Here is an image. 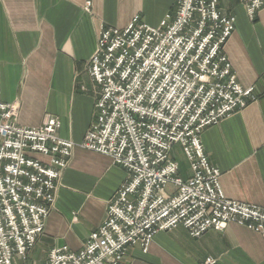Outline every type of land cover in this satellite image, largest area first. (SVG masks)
<instances>
[{"label":"built area","instance_id":"obj_1","mask_svg":"<svg viewBox=\"0 0 264 264\" xmlns=\"http://www.w3.org/2000/svg\"><path fill=\"white\" fill-rule=\"evenodd\" d=\"M242 2L251 21L264 8V0ZM174 5L157 27L134 17L124 28L100 29L87 66L98 87L94 120L78 146L109 157L127 180L87 242L77 251L52 249L43 264H122L128 247L146 252L157 232L177 226L198 238L237 224L264 239V210L223 195L200 141L206 127L255 100L223 51L235 18L218 0ZM17 115L16 104L0 100V264L25 260L44 232L77 146L59 137L56 117L27 128ZM175 147L188 162L187 178Z\"/></svg>","mask_w":264,"mask_h":264},{"label":"crops","instance_id":"obj_2","mask_svg":"<svg viewBox=\"0 0 264 264\" xmlns=\"http://www.w3.org/2000/svg\"><path fill=\"white\" fill-rule=\"evenodd\" d=\"M218 6L235 18L224 54L236 82L251 88L255 100L206 127L200 141L220 173L223 195L264 210V8L251 21L242 0H218ZM174 8V0H0V100L18 106L22 127H39L47 116L56 117L59 137L77 145L44 232L17 264H43L56 248L79 250L127 180V172L109 157L78 146L94 120L98 87L87 66L100 29L124 28L134 17L157 27ZM178 152L174 149L175 156ZM179 175L187 178L190 171L182 174L179 165ZM208 259L264 264V239L237 224L198 238L177 226L157 232L146 252L128 247L122 264H205Z\"/></svg>","mask_w":264,"mask_h":264},{"label":"rangeland","instance_id":"obj_3","mask_svg":"<svg viewBox=\"0 0 264 264\" xmlns=\"http://www.w3.org/2000/svg\"><path fill=\"white\" fill-rule=\"evenodd\" d=\"M174 149H177V147ZM175 160L179 163L182 174L189 172L188 162L180 152H178V154L175 156Z\"/></svg>","mask_w":264,"mask_h":264}]
</instances>
